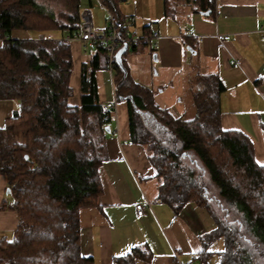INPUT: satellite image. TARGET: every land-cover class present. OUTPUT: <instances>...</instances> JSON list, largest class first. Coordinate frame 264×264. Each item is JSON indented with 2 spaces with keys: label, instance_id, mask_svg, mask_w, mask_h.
<instances>
[{
  "label": "trees",
  "instance_id": "1",
  "mask_svg": "<svg viewBox=\"0 0 264 264\" xmlns=\"http://www.w3.org/2000/svg\"><path fill=\"white\" fill-rule=\"evenodd\" d=\"M84 1L0 0V100L17 103L0 128V173L8 178V206L19 218L13 236L0 239V264H95L81 251L80 213L98 206L104 192L100 171L112 112L105 118L96 72L107 55L99 44L83 65L81 103L74 106L70 41L40 37L78 31ZM100 1L127 18L118 12L119 0ZM20 29L35 36L15 37ZM152 33L146 26L142 42L150 43ZM191 39L184 35L185 43ZM122 59L123 66L115 60L113 68L116 91L128 102L131 141L145 147L160 182L158 199L175 216L193 203L214 220L196 258L204 264H264V165L244 132L222 128L225 84L219 75H195L196 110L185 117L157 102V89L134 81ZM146 247L116 256L114 264L150 259Z\"/></svg>",
  "mask_w": 264,
  "mask_h": 264
},
{
  "label": "crops",
  "instance_id": "2",
  "mask_svg": "<svg viewBox=\"0 0 264 264\" xmlns=\"http://www.w3.org/2000/svg\"><path fill=\"white\" fill-rule=\"evenodd\" d=\"M170 2L171 13L167 12L166 0H119L118 12L121 17L135 16V31L141 35L146 26L158 32L153 38L161 59V78L170 81L175 70L189 58L183 55V47H188L190 53L191 80L198 73L219 75L225 84L220 96L222 128L244 132L253 142L257 162L264 165V0ZM84 9L92 11L95 27L103 29L106 7L98 0H85ZM183 18V30H178L177 23ZM20 30L14 33L15 37L35 36ZM218 34L230 38L220 41ZM184 35L192 37L190 44L184 42ZM2 42L0 39V45ZM70 45L73 66L86 64L91 55L86 57L82 48H87L79 40ZM124 59L131 78L139 82ZM107 71L104 67L96 72L101 103L115 102L107 126V159L100 171L104 192L98 198V206L81 210L82 254L93 257L95 264H114L116 256L144 245L151 250L150 259H137L136 264H204L195 255L203 249L201 236L215 226L213 218L205 208L193 203L175 216L173 209L158 199L160 182L145 147L131 141L128 102L118 98L115 79ZM79 78L80 94L78 75L72 70L69 104L74 106L81 103V74ZM169 87H159L155 96L167 107L175 104V90ZM164 94L167 104L161 99ZM16 107V101L0 100V128ZM177 111L181 114L182 110ZM7 188L8 178L0 173V239L12 237L19 222L16 211L8 206L11 197ZM139 202L146 205L144 215L137 212ZM216 263L215 259L208 264Z\"/></svg>",
  "mask_w": 264,
  "mask_h": 264
},
{
  "label": "rangeland",
  "instance_id": "3",
  "mask_svg": "<svg viewBox=\"0 0 264 264\" xmlns=\"http://www.w3.org/2000/svg\"><path fill=\"white\" fill-rule=\"evenodd\" d=\"M184 22L185 19L183 18L177 23L178 30L179 28L180 30H183ZM22 31H27L28 33H30V35H35V32L30 30H22ZM187 48L188 47L186 48L183 47V55L189 58H185L186 62L181 65V68L179 69L180 71L175 70L174 74H172V78L170 81L164 77L161 78V74H159L158 69L160 68L161 59H159L156 50V39L154 38L151 39L150 44H146L141 41L136 49L130 46L123 56L127 60L132 75L142 85L150 86L155 89H158L159 87L160 88L163 87L167 89L170 86L169 88L175 90L174 92L175 104L171 106L172 112H174L177 115H180L177 110L181 108L182 110L181 114H183L185 117H192L195 114L196 107L192 97V90L194 89V86H193V80H191V70H189L190 53ZM93 51L94 50L90 48L87 49L82 48V52L86 57H89L93 53ZM191 63H193L192 60ZM82 64L83 63H81V65H78L80 66L78 67L76 66L75 63L72 69L73 71L75 70L78 75L79 94H80L79 77L83 67ZM107 75H109L108 71H107ZM165 97H167L165 94L162 95L161 97L163 104H167V100H164Z\"/></svg>",
  "mask_w": 264,
  "mask_h": 264
},
{
  "label": "built area",
  "instance_id": "4",
  "mask_svg": "<svg viewBox=\"0 0 264 264\" xmlns=\"http://www.w3.org/2000/svg\"><path fill=\"white\" fill-rule=\"evenodd\" d=\"M81 17L82 24L80 29L72 34H67L64 37L54 36L52 34H42L40 37L42 39L53 40L56 44H62L64 41L71 42L73 40H79L85 48L93 50L97 47V45H103L107 55L105 67L111 75H113L116 54L119 49L124 45H138L144 37V35L135 31L136 17L128 16L127 18L121 19L118 18L111 10L106 8L105 26L103 29L95 27L93 13L90 9H84L81 12ZM126 26H128V30L124 31ZM262 28L263 26L261 29ZM152 34L154 37L159 35L157 31H154ZM217 38L220 41H226L230 38V36L227 34H218ZM103 107L106 111L105 118H107L115 108V102H106ZM136 209L139 215H144L146 205L139 202L136 204Z\"/></svg>",
  "mask_w": 264,
  "mask_h": 264
},
{
  "label": "water",
  "instance_id": "5",
  "mask_svg": "<svg viewBox=\"0 0 264 264\" xmlns=\"http://www.w3.org/2000/svg\"><path fill=\"white\" fill-rule=\"evenodd\" d=\"M207 12L209 13V11H207ZM207 12H203V13H207ZM127 49H128L127 45H124L123 47H121L119 49V51L116 54V60H117L118 64H120L122 66H123V59H122L123 53H125L127 51ZM108 130H109V128H108ZM8 191H9V189H8Z\"/></svg>",
  "mask_w": 264,
  "mask_h": 264
}]
</instances>
